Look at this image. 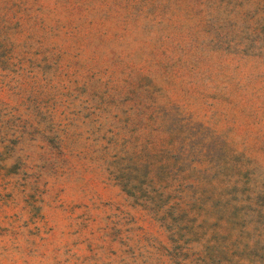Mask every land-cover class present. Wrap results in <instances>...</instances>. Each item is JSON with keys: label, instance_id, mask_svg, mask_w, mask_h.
<instances>
[{"label": "rangeland", "instance_id": "374dc122", "mask_svg": "<svg viewBox=\"0 0 264 264\" xmlns=\"http://www.w3.org/2000/svg\"><path fill=\"white\" fill-rule=\"evenodd\" d=\"M0 264H264V0H0Z\"/></svg>", "mask_w": 264, "mask_h": 264}]
</instances>
